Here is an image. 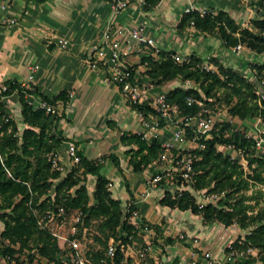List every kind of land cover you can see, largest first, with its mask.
<instances>
[{
	"label": "trees",
	"instance_id": "1",
	"mask_svg": "<svg viewBox=\"0 0 264 264\" xmlns=\"http://www.w3.org/2000/svg\"><path fill=\"white\" fill-rule=\"evenodd\" d=\"M158 1L145 0L144 5L148 7ZM257 10L251 27L242 30L236 18L223 9H211L204 16L198 11L184 12L179 27L191 24L193 20L194 25L203 31L217 32L230 48L241 43L264 54V0L258 1ZM142 44L148 49L137 65L124 62L122 55L120 57L122 67L129 72L128 79L133 84L142 86L150 77V85H162L180 77L183 82L166 91L167 102L178 105L180 117L197 115L199 112L202 117H210L212 112L209 107L225 99L230 119L216 120L207 133L196 131L189 121L183 123L187 141L194 138L203 144L194 145L191 149L194 174L190 185L170 167L171 160L162 158L166 152L162 144L163 134L150 139H146L141 132L122 134L123 142L137 145L126 150L132 170L143 172L152 168L154 174L160 172L163 175L160 182L166 179L172 182L173 187H169L161 197V204L190 209L201 214L207 222H220L226 226L236 223L247 230L226 250L239 252L241 249L257 248L258 254L249 253L245 258L237 257L225 264H256L257 261L264 264V206L260 205L264 197V152L256 149L253 135H247L245 130L233 123L234 118L244 121L261 117L264 120V97L257 93L258 89L264 92V63L249 64L251 70L256 71V79H252L243 69L229 66L214 55L210 56V61L218 66V70L208 71L202 67L206 59L202 55L191 53L188 61L179 62L174 58L175 49L159 47L158 50L156 46ZM188 79L196 85L185 86ZM125 80L117 81L121 90ZM4 83L8 84V88L0 91V223H3L0 226V256L7 263L15 261V264L32 262L38 256L52 264H67L65 257L69 254L66 249L41 221L45 210L59 212V208L63 207L67 214L75 209L81 210L76 237L82 242L88 235L90 223L99 220V228L106 240L112 239L116 243L115 255L108 259V264H133L127 257L128 247L132 245L139 249L146 246L143 230L154 228L162 235V224L151 223L144 217H139L138 224L132 221L131 214L137 210V206L133 202L128 180L126 189L130 199L124 203L113 195L111 179L102 171V166L109 157L123 172L120 156L112 152L92 159L77 146L80 160L74 162L75 166L63 176L62 169L53 167L51 155L58 153L65 140L58 124L65 114L63 110L68 91L62 90L48 96L35 84L26 86L15 79L5 80ZM16 89L21 102L19 119L9 114L3 100V96ZM27 94H39L50 103L62 101L63 109L61 113L47 112L44 108L35 107ZM189 96L196 101L189 103ZM197 100L203 104L200 105ZM129 103L136 111H143L146 115L157 113L148 100L138 103L129 99ZM164 121V118H160V128ZM227 145L242 151L248 161L247 166L242 159L224 151L223 147ZM171 151L176 153L178 150ZM168 156H171L169 152ZM169 170L173 172L168 174ZM90 175L95 179L92 191L87 183ZM55 179L59 180L54 183ZM200 189L220 196L201 206L194 191ZM52 190L55 191L54 199ZM164 240L167 243L175 242V238L170 236L164 237ZM86 255L92 264H105V258L99 251L86 250Z\"/></svg>",
	"mask_w": 264,
	"mask_h": 264
},
{
	"label": "crops",
	"instance_id": "2",
	"mask_svg": "<svg viewBox=\"0 0 264 264\" xmlns=\"http://www.w3.org/2000/svg\"><path fill=\"white\" fill-rule=\"evenodd\" d=\"M190 5L226 10L239 23L250 8L244 0H159L148 7L138 0H131L119 11L113 9L109 0H0V83L15 79L26 86L35 84L48 96L68 91L65 114L58 124L65 136L64 143L73 140L92 159L112 152L119 155L123 172L109 157L102 166V171L111 179L113 195L126 203L130 199L126 189L128 180L138 218L162 224V235L154 228L143 230L150 264H191L194 252L200 254L205 250L226 257V247L233 241L235 227L207 222L201 214L190 209L160 203L166 190L173 187L172 182L169 179L153 181L152 168L143 172L132 170L126 150L137 145L121 139L124 132H140L144 128L138 112L128 103L114 79L112 68L102 64L94 66L89 61L92 57L95 59L96 51L105 46L104 31L109 24L131 27L142 23L161 48L179 49L181 54L197 51L202 55H217V50L222 49L219 54L225 62L234 47L224 46L218 33L209 35L193 24L179 27L185 9ZM3 17L13 18L15 22L2 23ZM61 40H68L67 46H62ZM201 40L206 44V50H200ZM121 43L125 60L137 63L142 58L143 44H136L128 51L124 37H121ZM31 65H37V68L30 79ZM27 96L34 103L42 98L39 94ZM3 100L9 114L19 119V91L6 95ZM57 103L61 113L64 104L62 101ZM181 231L194 236V242L188 241L190 237L179 240L177 234L181 235ZM167 236L175 238V242H165ZM138 252L135 246L127 251L133 264L138 261Z\"/></svg>",
	"mask_w": 264,
	"mask_h": 264
},
{
	"label": "built area",
	"instance_id": "3",
	"mask_svg": "<svg viewBox=\"0 0 264 264\" xmlns=\"http://www.w3.org/2000/svg\"><path fill=\"white\" fill-rule=\"evenodd\" d=\"M142 4L145 3V0H138ZM111 3L112 7L114 10L119 11L120 9L126 8L131 0H109ZM211 9L206 8V7H197L195 5H190L185 9V12H194L198 11L201 16L206 15L208 12H210ZM15 19L9 18V17H3L2 23H13ZM191 24H195L193 20H191ZM121 37H124V44L127 46L128 51L133 49V46L136 44H142V43H147L152 46H156L157 49L159 50V46L156 44L155 39L148 35L146 31V27L144 24L139 23L133 26H126V25H112L109 24L105 31H104V47L98 49L96 51V58L94 59L93 57L90 59L89 63L91 65H105L110 68H112V72L114 75V79L116 81H124L122 91L123 94L132 100V102H138V103H143L145 101H149L150 104L156 109L157 113H149L146 115L143 111H137L138 115L143 122L144 127H147L146 131H142L143 136L146 139H150L154 135H160V133H163L161 131L162 128H160V118H164L167 123L172 122L174 125V130L173 133L170 136L164 137L162 140V144L166 149V152L162 155L163 159H169L172 162L171 168L175 169L178 173L179 176L184 178L185 181L189 183V185L192 183L193 180V156L191 155V148L189 147L190 144L194 145H199L203 146V144L199 143L198 141L189 140L185 138V127L183 126V123L185 121H189V123L194 127V129L200 133H207L211 131L214 122L216 121L214 117L211 115L210 117H202L200 115V112L197 115L193 116H186L185 118L179 116V107L177 104L170 105L167 100H166V93H158V95L152 99H150V96L147 95V86L150 85V83H146L144 85H135L132 83V81L129 78V72L123 69L122 67V61L120 59L122 53H123V47L121 43ZM62 46H67L68 40H61L60 41ZM108 46V47H107ZM241 48H245V46L241 43L237 44L234 49L236 51L242 50ZM127 51V52H128ZM210 56L208 55L205 59V61L202 63V67L205 70L208 71H215L218 70V66L210 61ZM174 58L179 61V62H184L188 61L191 56L190 54H181L179 52H176L174 54ZM37 65H31L29 66V78L34 77V73L36 71ZM253 71V70H252ZM256 71H253V75L255 76ZM263 82V81H262ZM23 85V84H22ZM185 86H192L196 85L195 82L192 80L188 79L185 83ZM28 86V85H27ZM8 88V84H5L4 82L0 83V91L5 90ZM18 90V89H16ZM15 90V91H16ZM257 93L259 94L260 97H264V92H262L260 89L257 90ZM5 97V96H3ZM28 97V96H27ZM32 102L31 100H29ZM196 101V99L192 96L188 97V102L192 103ZM198 101V100H197ZM35 107H41L44 108L47 112L51 113H60V106L58 103H50L41 98V100L37 103H34ZM200 105L203 104L202 101H198ZM176 113V114H175ZM174 114V115H173ZM244 130V128H241ZM246 131V130H245ZM247 135H252L248 131ZM255 138V146L256 149L260 152H264V135L259 133V134H254L253 135ZM185 138V139H184ZM186 140V142L189 143V146L185 148L186 151L183 153L181 150L182 146V141ZM193 145V146H194ZM229 150L230 153H232L233 157H237L239 159H242L244 162L245 166H247V160L243 156V153L241 150H234L232 145H227L226 146ZM177 148V152L173 153L171 149ZM67 151L70 154V157L74 162H78L80 160V156L77 151V145L73 140L67 141ZM168 152L170 153V157L168 156ZM51 155V160L53 167L60 168V163H59V158L57 155ZM171 170L168 171V174H170ZM162 174L160 172L156 173L153 175L152 180L155 182H159L160 179L162 178ZM196 192L197 200L199 202V205H203L209 201H215L219 194L215 192H207L206 189H200V190H194ZM180 195L182 193H179ZM59 211H63V207L59 208ZM138 211L134 210L131 214V219L135 224L139 223V218H138ZM77 220H80V216L77 217ZM75 230V229H74ZM75 232V231H73ZM53 233L60 237V238H65L67 239L68 237L54 232ZM181 237L184 235L181 234ZM70 244L72 247V251L70 252L69 255L66 257V263L67 264H92V261L90 258L87 257L86 251L84 250L82 246V241L74 236L70 240ZM134 246L130 245L128 247L133 249ZM138 261L135 264H149L148 261V255H149V247L146 245L143 248L138 249ZM116 252V246L114 245L113 241L110 243L107 253H106V259H105V264H108L107 261L108 259L114 257ZM226 257H220L215 255L212 251L210 250H205L202 253H196L194 252L192 262L191 264H197V262L204 263V264H225L228 260H233L238 257L239 252L231 250L226 252ZM201 258L203 260H201Z\"/></svg>",
	"mask_w": 264,
	"mask_h": 264
},
{
	"label": "rangeland",
	"instance_id": "4",
	"mask_svg": "<svg viewBox=\"0 0 264 264\" xmlns=\"http://www.w3.org/2000/svg\"><path fill=\"white\" fill-rule=\"evenodd\" d=\"M258 1L259 0H244L245 4L247 3L250 8L246 12L245 17L242 19V22L240 23V27H241L240 30L247 28V27H251L252 19L258 13V10H257ZM245 9H246V6H245ZM208 34L209 35H215V34H217V32H208ZM219 37H221V36L219 35ZM199 45H200V50H202V49L206 50L205 49L206 44L203 42V40H201V44H199ZM224 46L228 47L226 44H224ZM147 49H148V47H145V46L142 47V51H141V52H143V53H141L142 56H144L146 54ZM241 49L242 50H240V51H238V50L236 51V49L233 48L234 51L233 52L230 51V53L228 54V56L231 59L229 58V59L225 60V63L229 66H233L235 68H240L241 70L243 69V71L245 73L251 75L250 78L256 79V76H254L253 73L251 72L252 70H251L249 64L251 65L253 63H258V64L264 63V54L253 51L246 46H245V48H241ZM178 50H177V52H178ZM221 50H217L218 51V54L216 53L217 55H215V54H212V55L217 56V57H219V59H221V54H219V53H221ZM179 52H182V51L179 50ZM193 53L198 54L197 51H193ZM128 54H129V52H128ZM124 55L125 54H123V56H122V58L124 59L123 61L130 63L129 60H125ZM199 55H202V54L200 53ZM208 55H211V54L206 53L205 55H202V56L206 58ZM243 63H244V65H243ZM131 64L137 65V63H135V62L131 63ZM146 79H147L146 80L147 83L149 80H151L150 77H147ZM182 82H183V80L179 77L178 79H176V81L168 80L165 84H162V85H156V84L155 85H149L148 86L149 89H148L147 93H149L150 99H152L158 95L157 93H166L168 88L175 87L176 85H178ZM222 91H224V90H222ZM126 99L129 103V99L127 97H126ZM4 106H5V104H4ZM209 108L211 109V112H212L211 115L214 117L215 120L230 119V116L227 112V104H226L225 99H223L222 101H217L215 103V106H212V107L210 106ZM233 123L236 127L244 128V130L248 131L252 135L259 134V133L264 135V120L261 117H251V118H247L244 121H241L237 118H234ZM161 128H162V132L165 135L170 136L173 133L174 125L172 124V122L167 123V121H166L165 124ZM143 129L140 132L146 131L147 127L146 128L144 127ZM181 144H182L181 150H183V151L187 146H189V143L186 142V140H183ZM193 145H194V143L190 144L189 147H192L191 149H193ZM173 149L177 150V148H173ZM223 149L225 152H230V150L226 146H224ZM55 155H57L59 158V163L61 166L60 169H62V175L64 176V175H66V173L68 171H70L75 166L74 161L72 160V158L70 157V154L67 151V142L63 143L62 147L60 148L58 153H56ZM191 155H192V152H191ZM162 166H164V165H162ZM105 168L108 169L107 166H105ZM149 174H151V171L149 172ZM58 180L59 179H55L54 183H56ZM87 183L89 185L90 191H92L93 184H94V178L92 176H89L87 179ZM259 185L260 184H258V186ZM263 188H264V186H263ZM248 192L250 193L251 190H249ZM51 194H52V197L54 199L55 191L52 190ZM222 195H224V192H222ZM260 205L264 206V197L260 200ZM47 207H49V206H47ZM78 216L81 217V210L80 209H75L70 214H67L64 211L55 212L52 209H49V210H45L43 215H42L41 221L43 222L44 226L49 227L54 232L63 234V235L68 237L67 239H65L63 237L60 238L57 236L61 246L64 249H66L67 254H70V252L72 251L70 240L74 236H76V233L78 232L77 223L80 221V220H77ZM217 223H220V222H217ZM0 226H3V223H0ZM229 226L235 227L234 228L235 230L232 231V233H234L233 234V237H234L233 241L236 240L238 238V236H244L246 231H247L245 229L240 228L238 226V224H236V223L229 225ZM73 231H75V232H73ZM180 233H182L184 236L181 237L180 234H177V237L179 240L185 241L186 239H188L190 237L186 231H181ZM194 238H195L194 236L190 237L188 239V241L194 242ZM112 241H113L112 239H110L109 241L106 240L104 234L102 233V231L99 228V220H93L90 223V229L88 230L87 237L85 239H83L82 246H83L85 251L86 250H88V251H99L101 253V255H103V257L106 259V253H107L108 247ZM156 243H158V241ZM115 245H116V243H115ZM258 252H259V249H257V248H248L247 250L241 249L239 251L238 257L245 258V257L249 256V253L257 255ZM65 259H66V257H65ZM0 264H15V261L7 263L6 260H4L3 257L0 256ZM24 264H52V263H49L45 258L38 256L32 262L26 261V263H24ZM256 264H263V262L257 261Z\"/></svg>",
	"mask_w": 264,
	"mask_h": 264
},
{
	"label": "water",
	"instance_id": "5",
	"mask_svg": "<svg viewBox=\"0 0 264 264\" xmlns=\"http://www.w3.org/2000/svg\"><path fill=\"white\" fill-rule=\"evenodd\" d=\"M93 50V49H92Z\"/></svg>",
	"mask_w": 264,
	"mask_h": 264
}]
</instances>
